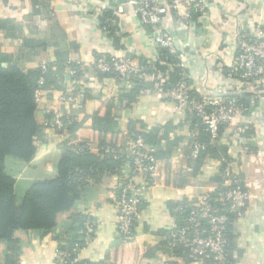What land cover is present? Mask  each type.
<instances>
[{"label":"crops","instance_id":"crops-1","mask_svg":"<svg viewBox=\"0 0 264 264\" xmlns=\"http://www.w3.org/2000/svg\"><path fill=\"white\" fill-rule=\"evenodd\" d=\"M134 1L98 0L89 3L87 0H0L1 50L6 54H21L27 68L53 63L61 54L67 63L81 66L86 74L85 80L89 78L91 82L86 87L101 89L106 95L127 93L132 87L116 84L113 78L99 82L92 77L90 69L95 59L103 55L136 57L134 62L137 65L142 62L152 64L157 60L158 50L152 44V30L141 26ZM208 2L207 15L201 19L199 17L197 23L193 22L182 31L181 47L190 55L186 60L189 78L199 95H208L207 89L236 94L240 83L228 78L221 69L230 65L235 55L238 18L245 25L264 28V0ZM119 6L123 7L122 13L118 12ZM95 8L114 12L122 49L103 38L93 15ZM162 17L163 30L179 34L180 14L167 7ZM7 26L13 28L8 33L3 29ZM36 41H43L46 45L37 48L26 46L27 42ZM65 76V84L71 86L68 74ZM251 91H255L257 98H251L247 111L239 113L217 140L209 138L208 145L215 147L217 152L204 160L196 173L190 162L198 158L204 146L190 143L186 131L190 127L186 112L179 110L172 102L163 101L157 94L146 92L132 111H121L119 122L123 134L127 133L130 119L144 121L148 126L168 122L183 127L177 133L182 140L175 149L173 163L175 170L189 176V183L183 187L163 183L147 188L142 196V210L135 228L139 239L132 244L121 242L115 221L121 178L107 176L101 183L89 186L83 200L78 203V209L92 223L93 236L88 244L79 249L78 259L86 263L132 264L131 252L137 249L142 251L144 257L141 264H169L172 257L164 244L175 222L172 207L175 203L196 201L198 197L213 191L217 186L214 178L224 165L227 174L225 181L227 177L230 179L237 175L249 193L243 217L234 218L230 226L231 260L234 264H264V112L260 110V107L264 108V87L257 90L254 87ZM60 93L54 92L51 99L46 96L45 106L56 107ZM83 109L87 115H93L95 102L87 101ZM62 111L68 114L74 112L68 105L63 106ZM38 116L43 115L39 112ZM47 134L39 145V153L31 162L6 159V170L12 175L6 173L16 179V187L20 179L30 184L57 175L61 159L59 144L63 138L56 133ZM248 146H254L256 154L245 153ZM196 149L198 154L192 157ZM93 153L97 154L98 150L95 148ZM216 155L219 158L214 159ZM70 228L68 223L44 237L36 233H24L21 258L26 264H53L59 246L58 238L71 235ZM147 253L154 256L145 258ZM176 261V264H186L182 259L176 258Z\"/></svg>","mask_w":264,"mask_h":264},{"label":"trees","instance_id":"trees-1","mask_svg":"<svg viewBox=\"0 0 264 264\" xmlns=\"http://www.w3.org/2000/svg\"><path fill=\"white\" fill-rule=\"evenodd\" d=\"M198 18L199 14L192 15L194 23H197ZM116 21L117 18L112 10H105L100 18L101 26L108 29L114 46L122 49L121 38L115 26ZM3 29L8 33L13 28L7 26ZM27 45L37 48L46 44L43 41H36L27 42ZM179 54L180 52L172 54L168 49L159 48V59L155 62V66L148 62H142L139 66L144 67L146 75H151L157 70L168 73L169 80L164 83L163 87L167 90L174 87L182 78L181 70L178 68ZM103 56L110 58L108 55ZM131 58L134 60L136 57ZM23 61L25 58L22 59L21 54H6L2 52L0 45V245L5 247L3 258L5 264H17L22 253L24 233H36L44 237L68 223L72 234L58 238V247L60 251H66L72 254V257L76 256L74 250L79 251L85 245L87 236H93V231L88 233L86 228L88 216L78 209V203L83 200L89 186L101 183L107 176L121 178V188L128 184V170L134 169V163L132 157L123 153L129 149L131 142L137 136L143 138L147 147L155 149L154 157L160 166L157 184L165 183L183 187L189 183V176L182 171L175 170L173 163L175 149L182 140L177 135L178 130L183 128L181 125L175 126L166 122L163 125L148 126L144 121L130 119L126 127L127 133L123 134L121 131L119 122L121 111H132L145 92L157 94L163 101L171 102L157 90L154 80L146 79L141 74L133 75L129 79L133 85L129 92L106 95L101 89L86 87L85 85L91 82L89 78L85 80L86 74L81 66L67 63V59L61 54L53 63H47L45 70L41 64L35 68H27ZM225 69L224 74H226ZM90 70L92 77L99 82L107 78H113L116 84L121 82L117 73H102L94 66ZM70 71H75L76 74L70 76ZM65 74H68L71 86L65 84ZM41 79L44 80L41 89L48 97L47 99H51L54 92L65 94L70 91H83L81 108L74 110L72 114L64 112L61 130L52 131L45 125L52 119V116L42 113L43 107L37 103L35 98ZM187 80L189 84H192L189 77ZM195 95L201 96L197 92ZM252 97L257 98L256 95L250 93L227 98L236 99L246 108L249 107ZM87 101L95 102V112L91 116L87 115L83 109ZM39 112L42 113V117L38 116ZM186 115L190 126L186 128L190 143H200L204 146L198 158L190 162L196 173L204 164V160L213 157L212 154L217 150L208 145L209 138L212 139V137L200 119L187 112ZM226 126L220 128L219 135ZM47 133H56L63 138L59 144L61 159L57 166V175L30 184L23 182V195L18 203L16 179L6 173V159L13 157L24 162H31L39 153V145L44 141ZM91 145L98 150L97 154L90 151L89 146ZM216 158L219 156L216 155L214 159ZM225 168L226 166L223 165L217 177L214 178L217 185L216 190L210 192L211 203L215 207H222L219 202L221 193L229 187L225 185L227 175ZM241 187H243L242 184ZM120 191H118V196ZM194 203L195 201H185L175 203L172 207L173 217L178 227L189 228L188 232L191 234L194 228L189 223V218ZM140 210H142V203ZM234 218H236L234 215H230L225 232L229 256V233ZM173 242L169 231L164 244L172 257L169 264L178 263L176 258L182 259L186 264L201 261L202 264H215L212 257L200 261L192 255L189 248L182 245L171 247ZM131 254V263L141 264V260L144 259L142 251L136 249ZM153 256L147 253L145 258ZM78 264H105V262L86 263L79 260Z\"/></svg>","mask_w":264,"mask_h":264},{"label":"built area","instance_id":"built-area-1","mask_svg":"<svg viewBox=\"0 0 264 264\" xmlns=\"http://www.w3.org/2000/svg\"><path fill=\"white\" fill-rule=\"evenodd\" d=\"M89 3H95L98 0H87ZM136 13L139 16L140 24L143 27H150L153 33L152 44L158 50L159 48L168 49L172 54L178 55V68L181 70V80L172 88L164 90V83L169 80V74L155 71L151 75H146L144 67L135 64L129 56H107L99 57L93 62V65L102 73H117L120 78V84H126L133 87L129 80L133 75L141 74L146 79L156 82L157 90L171 100L181 111L200 119L202 125L206 127L212 137L217 140L220 128L228 125L235 117L247 109L239 104L234 98H227L235 95L250 93L255 95L257 88L264 87V28L259 25H245L240 18H236L237 31L235 34V55L230 65L226 66V76L230 79H236L240 84V89L236 94H229L223 90L207 89L208 95L196 96V90L193 84L188 82V71L186 60L189 53H185L181 47L182 31L193 23L192 15L199 14L200 19L209 12L208 0H136ZM171 8L181 16L178 23L179 34H171L163 30V14L165 8ZM119 13L123 12V7L119 6ZM102 9H93V15L98 21V26L103 38L113 42L109 37L107 28H102L100 18L103 16ZM193 52V51H192ZM159 59V55L157 60ZM156 60V61H157ZM154 61L152 64L155 66ZM45 70V65L42 66ZM156 69V67H153ZM221 72L224 70L221 69ZM75 71H70V76L75 75ZM44 80L39 82L40 88L35 93L36 101L43 107L44 115H51L52 119L45 123L46 127L52 131H58L63 128L62 111L63 106H70L73 110L81 108L83 91L60 94L57 98L56 107L45 106L46 94L42 91ZM261 112L264 108L260 107ZM90 151H95V146H89ZM154 148L147 147L141 136L135 137L131 146L125 153L132 157L134 169L128 170V184L120 188L117 211L116 225L119 232V238L127 244L138 241V235L135 228L140 219V205L143 193L147 188L156 186L157 179L160 176V166L154 157ZM256 154L254 146L245 148V153ZM198 149L192 152V157H196ZM230 170L228 164L227 171ZM228 178V177H227ZM225 181L226 187L221 193L219 202L222 207H215L211 203L210 192L198 197L193 204L189 223L194 228L193 234L188 232L189 228H179L176 221L170 232L174 240L171 247L182 245L191 250L195 258L201 261L204 258L212 257L215 264H234L229 256L228 241L226 237V228L229 223L230 215L237 219L242 218L248 205L249 193L241 187V180L237 175L232 176ZM216 190V188H214ZM213 190V191H214ZM204 222V224H202ZM207 226L205 227V225ZM88 233L92 230L90 220L86 222ZM90 241L89 235L85 244ZM76 256L66 251H56V258L53 264H78V249L74 250ZM5 247L0 245V264L4 262ZM202 264V261L200 262ZM17 264H26L25 260L19 257Z\"/></svg>","mask_w":264,"mask_h":264},{"label":"rangeland","instance_id":"rangeland-1","mask_svg":"<svg viewBox=\"0 0 264 264\" xmlns=\"http://www.w3.org/2000/svg\"><path fill=\"white\" fill-rule=\"evenodd\" d=\"M7 159H14V160H16L18 162H24V161L18 160V159L13 158V157H7ZM6 172L8 174L12 175L10 171L6 170ZM22 189H23V181H21V179H20V181L18 182L17 188H16L18 203H20V199H21V197L23 195V190Z\"/></svg>","mask_w":264,"mask_h":264}]
</instances>
